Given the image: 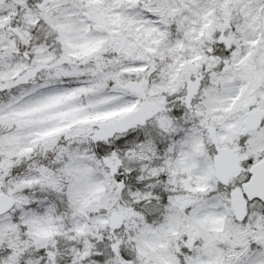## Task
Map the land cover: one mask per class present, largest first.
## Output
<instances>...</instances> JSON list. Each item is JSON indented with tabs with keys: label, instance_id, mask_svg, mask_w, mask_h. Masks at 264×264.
I'll list each match as a JSON object with an SVG mask.
<instances>
[{
	"label": "snow or ice",
	"instance_id": "obj_1",
	"mask_svg": "<svg viewBox=\"0 0 264 264\" xmlns=\"http://www.w3.org/2000/svg\"><path fill=\"white\" fill-rule=\"evenodd\" d=\"M0 264H264V0H0Z\"/></svg>",
	"mask_w": 264,
	"mask_h": 264
}]
</instances>
